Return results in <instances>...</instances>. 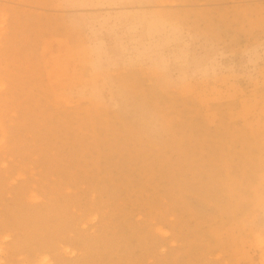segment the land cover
Instances as JSON below:
<instances>
[{
    "label": "rangeland",
    "instance_id": "374dc122",
    "mask_svg": "<svg viewBox=\"0 0 264 264\" xmlns=\"http://www.w3.org/2000/svg\"><path fill=\"white\" fill-rule=\"evenodd\" d=\"M66 6L0 0V264H264V0H132L186 80L102 96Z\"/></svg>",
    "mask_w": 264,
    "mask_h": 264
},
{
    "label": "clouds",
    "instance_id": "9594fccd",
    "mask_svg": "<svg viewBox=\"0 0 264 264\" xmlns=\"http://www.w3.org/2000/svg\"><path fill=\"white\" fill-rule=\"evenodd\" d=\"M132 0H67L66 12L72 29L83 39V55L89 73V87L93 94L102 96L115 90V77L131 68L140 67L164 83L186 80L169 76L160 64L146 61L137 51L141 36L127 23L135 10ZM173 55L179 57V53Z\"/></svg>",
    "mask_w": 264,
    "mask_h": 264
}]
</instances>
